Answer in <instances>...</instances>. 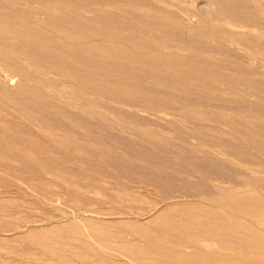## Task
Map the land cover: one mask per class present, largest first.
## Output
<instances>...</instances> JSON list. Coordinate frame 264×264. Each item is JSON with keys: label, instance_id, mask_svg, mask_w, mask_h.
Listing matches in <instances>:
<instances>
[{"label": "rangeland", "instance_id": "1", "mask_svg": "<svg viewBox=\"0 0 264 264\" xmlns=\"http://www.w3.org/2000/svg\"><path fill=\"white\" fill-rule=\"evenodd\" d=\"M94 1L79 7L106 49L81 68L98 64L96 102L73 118L34 104L31 121L0 96V264H264V0H209L210 19L184 0Z\"/></svg>", "mask_w": 264, "mask_h": 264}, {"label": "bare ground", "instance_id": "2", "mask_svg": "<svg viewBox=\"0 0 264 264\" xmlns=\"http://www.w3.org/2000/svg\"><path fill=\"white\" fill-rule=\"evenodd\" d=\"M87 0H85L86 2ZM105 1V0H104ZM142 1V0H141ZM153 1V0H152ZM158 1V0H156ZM171 1V0H170ZM173 1V0H172ZM175 1V0H174ZM173 1V2H174ZM186 2V5H189L190 6V9H194V6H196V9H198L204 16L207 17V19H210L212 17V14H213V9H214V6H215V3L213 1H209V0H184ZM230 1V0H229ZM227 1V2H229ZM236 0H234V3ZM239 0H237L238 2ZM245 1V0H244ZM255 4V2L259 1V0H252ZM79 2V1H78ZM83 2V4H79V5H87L88 2ZM93 2L95 3V1L93 0ZM97 2V1H96ZM116 2V1H115ZM166 1H163V4L165 3ZM172 2V3H173ZM219 2V1H218ZM225 2V1H224ZM231 2V1H230ZM233 2V1H232ZM93 3V4H94ZM98 3V2H97ZM103 3V1H102ZM106 3H108V1L106 0ZM112 2H110L109 4H111ZM140 3V2H139ZM144 3V2H143ZM167 3V2H166ZM99 4V3H98ZM116 4V3H114ZM159 4V3H158ZM176 4V3H175ZM184 4V3H183ZM222 5L224 4L223 1L221 3ZM226 4V3H225ZM229 3H227L226 5H228ZM231 6L233 5L232 3H230ZM258 7L256 8V11H263L264 10V4L263 3H260L258 2ZM77 1L75 0H0V96L2 95L5 99V102L8 103L9 105H12L14 107H19L21 112L23 111V115H25V117L27 116V118H29V120H31L32 118L30 117V115L33 113V110L30 109L31 105H38V104H48L49 107H51L50 109L54 110L55 112H57L58 114H60L61 116L63 117H69L71 116V110H70V114L68 113L69 109L72 108H76L77 106V100L75 101L76 98H86V100H88V103H90L91 105L93 103L96 102V98H92L93 96H91V93L89 95V93H87V89H90V88H94L93 86V82H92V79L89 78L88 76L86 75H94V72L93 69L91 68V66H95V65H98V64H95V65H91L90 67L88 66H85V70H86V67L87 68V73L84 72L83 70V78L81 77L82 73H81V68H83L86 60H91V59H94V55H97L95 54V52H97L96 50L101 51V52H105L106 49L103 47V46H99L98 43L96 42L97 41V38L101 39L96 33H94L91 29H87L84 24V19L86 18H82V13H81V8L79 7ZM89 5V4H88ZM96 5V3L94 4V6ZM100 5V4H99ZM123 5V4H122ZM121 5V6H122ZM132 5V4H131ZM168 6V3L165 4ZM177 6L179 4H176ZM191 5H194L192 8H191ZM218 5V6H217ZM257 6V4H255ZM254 5V6H255ZM84 6V8H85ZM93 6V7H94ZM102 6V5H101ZM100 6V7H101ZM158 6H161V5H158ZM175 6V5H174ZM216 6L220 8V5L219 3L217 4L216 3ZM225 6V5H224ZM223 6V7H224ZM229 6V5H228ZM260 6V8H259ZM87 7V6H86ZM103 7V6H102ZM124 7V6H122ZM133 7V6H132ZM146 7V6H145ZM153 7V6H152ZM155 7H157L155 5ZM172 7V5H171ZM183 7V6H181ZM95 8V7H94ZM98 8V7H97ZM105 9V7H103ZM111 8V7H110ZM136 8V7H135ZM139 8V6H138ZM180 8V7H179ZM189 7H187L186 10H188ZM259 8V10H257ZM114 9V8H113ZM117 9H119L117 7ZM127 9V8H126ZM157 9L159 10V8L157 7ZM182 9V8H181ZM189 9V11H190ZM194 10L197 12V14H199V12L197 10ZM223 9V8H222ZM222 9H218V8H215V10H217L216 12H220L219 10H222ZM227 9V8H226ZM261 9V10H260ZM106 10H107V7H106ZM105 10V12H106ZM116 10V8H115ZM114 10V11H115ZM138 10V9H137ZM163 10V9H162ZM191 12H194L192 11ZM214 10V11H215ZM95 11V10H94ZM96 11H99V9H96ZM118 11H121L118 10ZM125 11V9H124ZM123 11V12H124ZM179 11V10H178ZM181 11V10H180ZM188 11V12H189ZM84 12V11H83ZM91 12V11H90ZM126 12V11H125ZM173 12V11H172ZM176 12V10H175ZM215 12V13H216ZM222 12H225L224 13V16H228L226 13H228V10L226 12V10H223ZM229 12H232V11H229ZM85 13H87L85 11ZM100 13V12H99ZM107 13V12H106ZM143 14V12H141ZM145 13V12H144ZM163 13V12H162ZM161 13V14H162ZM169 13V12H168ZM181 14V12H178ZM218 13V14H220ZM90 14V13H89ZM97 14V13H96ZM95 14V15H96ZM104 15V13H101V15ZM147 14V13H146ZM188 14H192V13H188ZM201 14V16H202ZM233 15V13H231ZM231 14L229 16H231ZM257 15L259 14L258 12L256 13ZM262 14V12L260 13V15ZM99 15V14H98ZM106 15V14H105ZM108 15V14H107ZM122 15H124V13H122ZM144 15V14H143ZM169 15V14H168ZM167 15V16H168ZM200 15V14H199ZM223 16V14H220V16ZM92 16V14L90 15ZM115 16V15H114ZM117 16V15H116ZM147 16V15H145ZM149 16V15H148ZM162 17V15H160ZM183 16V15H182ZM192 17L194 16H197V15H191ZM190 16V18L192 19V17ZM214 16V15H213ZM225 16V17H226ZM93 17V16H92ZM101 17V16H98V18ZM122 17V16H121ZM119 17V18H121ZM143 17V16H142ZM154 17V16H153ZM205 17V19H202V20H207ZM234 18H236L235 20H237V17H235V15L233 16ZM240 17V16H239ZM259 17V15H258ZM262 17V16H260ZM259 17V18H260ZM103 18V17H102ZM101 18V19H102ZM106 18H108L106 16ZM158 18V16H157ZM168 18V17H167ZM189 18V20H190ZM203 18V16H202ZM220 18V17H219ZM218 18V19H219ZM229 18V17H228ZM231 18V17H230ZM234 18L233 20L229 19L230 22L234 21ZM243 18V17H242ZM264 18V17H263ZM262 18V19H263ZM111 18H109L110 20ZM113 19V18H112ZM111 19V21H112ZM160 19V18H158ZM163 19V17H162ZM195 19V17H194ZM193 19V20H194ZM197 19V18H196ZM213 19V18H212ZM216 19V18H215ZM217 19V20H218ZM225 19V18H224ZM227 19V17H226ZM241 19V18H240ZM247 19V18H245ZM258 19V18H257ZM104 20V19H103ZM126 20V19H125ZM191 20V21H193ZM199 20V19H198ZM220 20H222L223 22L227 21V20H223L222 17L220 18ZM239 20V19H238ZM242 20V21H241ZM240 21L241 22H248L250 19L248 18L247 21H243V19H241ZM107 21V20H106ZM116 21V20H115ZM165 21V19H164ZM201 21V20H200ZM199 21V22H200ZM216 21V20H215ZM214 21V22H215ZM239 21V22H240ZM259 22V19L257 20ZM151 23V21H149ZM148 22V23H149ZM166 22L168 23V21L166 20ZM189 22V21H188ZM194 22V21H193ZM196 22V21H195ZM194 22V23H195ZM198 22V23H199ZM206 22V21H204ZM203 22V24H204ZM229 23V21H227ZM261 22V20H260ZM142 23V22H141ZM144 23V22H143ZM156 23V22H155ZM162 23V22H161ZM165 23V22H164ZM202 23V21H201ZM201 23L199 24V26L201 25ZM218 21L216 22V25H217ZM222 23V22H221ZM220 23V24H221ZM227 23V25H229ZM235 22H233L234 24ZM238 24V21L236 22ZM249 23V22H248ZM247 23V24H248ZM117 24V23H116ZM120 24V23H118ZM125 24H127L125 22ZM124 24V25H125ZM129 24V23H128ZM127 24V25H128ZM147 24V23H146ZM152 24V23H151ZM150 24V26H151ZM159 23H157L158 25ZM185 24V23H184ZM187 24V23H186ZM207 24H208V21H207ZM240 24V23H239ZM246 24V23H245ZM246 24V25H247ZM259 24V23H258ZM123 25V23H122ZM144 25V24H143ZM149 25V24H148ZM154 25V23H153ZM166 25V24H165ZM198 25V24H197ZM210 27H212L211 23L209 24ZM219 25V23H218ZM215 26V23H214V26L215 28L218 27ZM223 25V23H222ZM224 25H226L224 23ZM241 25L243 26V24L241 23ZM240 25V26H241ZM245 25V26H246ZM253 25H256L257 26V23L253 24ZM100 26V24H99ZM108 26V25H107ZM188 25H186L185 27H187ZM202 26V25H201ZM230 26V25H229ZM103 27V26H102ZM126 27H129L128 26H124L123 28H126ZM227 29H228V26H226ZM225 27V28H226ZM255 27V26H254ZM258 27V26H257ZM90 28V27H89ZM101 28V26H100ZM108 28H111V27H108ZM122 28V29H123ZM204 28H207V27H204ZM219 28V27H218ZM220 28H222L220 26ZM233 30H234V27H231ZM241 28V27H240ZM106 29V28H105ZM113 29V28H111ZM109 29V31L111 30ZM187 29V28H186ZM185 29V30H186ZM199 29V28H197ZM224 29V26L223 28ZM231 29V30H232ZM96 30V29H95ZM98 30V29H97ZM102 30V28H101ZM99 29V31H101ZM196 30V28H195ZM201 30V29H199ZM230 30V28L228 29ZM107 31V30H106ZM117 31V30H116ZM189 31V30H187ZM186 31V32H187ZM105 32V31H103ZM111 32V31H110ZM109 32V33H110ZM101 34H103L102 32H100ZM107 33V32H105ZM108 34V33H107ZM115 34H118L115 32ZM113 35V36H112ZM112 37H115L117 38L119 35L114 36V34L112 33ZM98 36V37H97ZM103 35H101L102 37ZM122 36V35H120ZM119 36V38H120ZM132 37V35H130ZM187 36V34H186ZM106 37V43H107V37H109V35L105 36ZM188 37V36H187ZM111 38V37H109ZM124 38V37H123ZM135 38V37H133ZM152 38V37H151ZM151 38L148 40L150 41ZM118 39V38H117ZM128 39H130V37H128ZM132 39V38H131ZM155 39V38H153ZM186 39V37H185ZM190 39V37H189ZM188 39V40H189ZM105 40V39H104ZM103 40V41H104ZM120 40V39H119ZM122 40V39H121ZM120 40V41H121ZM133 40V39H132ZM137 40V38H135V41ZM100 41V40H99ZM110 41V40H109ZM115 41H117L115 39ZM114 41V42H115ZM138 41V40H137ZM146 41V40H145ZM155 41V40H153ZM151 42V41H150ZM121 43V42H120ZM140 43V41H139ZM145 44L147 42H144ZM128 44V43H126ZM142 44H143V41H142ZM151 44V43H150ZM129 46V45H128ZM111 47V46H109ZM122 47V45H121ZM141 47V46H140ZM135 48V47H134ZM139 48V47H138ZM147 48V47H146ZM123 49H125V46L123 47ZM137 49V48H135ZM134 49V51H135ZM148 49H150L148 47ZM114 50V49H112ZM115 50H117L115 48ZM127 50V49H126ZM125 50V52H126ZM139 50V49H137ZM151 50V49H150ZM149 50V51H150ZM159 50V49H158ZM119 51V50H118ZM117 51V56H119V52ZM121 51L122 48H121ZM132 51V50H131ZM133 51V52H134ZM141 51V50H140ZM154 51H157V50H154ZM136 52V51H135ZM150 52H153V51H150ZM160 52V51H158ZM164 53V50L161 51ZM166 52V51H165ZM149 53V52H148ZM147 53V54H148ZM100 54V53H99ZM98 54V55H99ZM103 54V53H102ZM114 54V53H113ZM116 54V53H115ZM122 54V53H121ZM126 54V53H125ZM130 54V53H129ZM132 54V52H131ZM138 54V53H137ZM140 54V53H139ZM143 54V52L141 53ZM154 54V53H153ZM153 54L151 53V55L153 56ZM156 54V53H155ZM154 54V55H155ZM169 54V53H168ZM172 54V53H171ZM106 55V53H105ZM123 55V54H122ZM127 55V54H126ZM136 55V53H135ZM134 55V57H135ZM146 55V53H145ZM144 55V56H145ZM164 56V54H162ZM167 55V54H166ZM138 56V55H137ZM142 56L143 59L145 58L146 61H148V58L145 56ZM148 56V55H147ZM150 56V55H149ZM157 56L158 55H155L156 59H157ZM159 56L161 57L160 53H159ZM177 55H175L176 57ZM96 57V56H95ZM100 57V56H98ZM103 57V56H102ZM110 57V55H109ZM141 57V56H139ZM138 58V60H141L142 58ZM154 57V56H153ZM174 57V58H175ZM97 58V57H96ZM107 58V56H106ZM130 58V57H128ZM132 58V57H131ZM168 58V57H166ZM100 59V58H98ZM96 59V60H98ZM110 59V58H109ZM112 59V57H111ZM110 59V60H111ZM120 59L122 60L123 58H121L120 56ZM120 59H117L119 61H121ZM133 59V58H132ZM131 59V60H132ZM161 59V58H160ZM159 59V60H160ZM102 62L99 63V64H102L103 63V60H104V63L106 64L107 62H105V58H102L101 59ZM99 60V61H101ZM113 60V59H112ZM125 60V59H123ZM127 60V63H128V59L126 58ZM150 60V59H149ZM165 60V59H164ZM163 60V62H165ZM172 60V59H171ZM176 60V58H175ZM85 61V62H84ZM97 61V63L99 62ZM108 61V59H107ZM115 62V60H113ZM145 61V62H146ZM154 61V59H153ZM157 61V60H156ZM84 62V63H83ZM93 62V60H92ZM90 61V63H92ZM96 62V61H95ZM125 62V61H124ZM138 62V61H137ZM144 62V61H143ZM144 62V63H145ZM162 62V61H161ZM88 65L89 63L86 62ZM110 63V66H113L111 65V62H108V65ZM116 63V62H115ZM114 63V65H115ZM168 63L171 64V62L168 61ZM94 64V63H93ZM105 64H103L102 68L105 66ZM113 64V63H112ZM117 64V63H116ZM136 64V63H135ZM146 64V63H145ZM166 64H167V61H166ZM133 65V64H132ZM107 66V65H106ZM116 66V65H115ZM118 68L122 65H118ZM166 66V65H165ZM130 67V66H129ZM95 68V67H94ZM113 68V70L115 69L114 67H111ZM124 68V67H123ZM150 68L154 69L153 66ZM149 68V69H150ZM108 69V67H107ZM107 69H104L103 71L107 70ZM122 69V67H121ZM127 69V67L125 68ZM131 69V67H130ZM150 69V70H152ZM95 70V69H94ZM97 70V69H96ZM99 70H100V66H99ZM98 70V71H99ZM129 70V68H128ZM110 71V70H109ZM131 71V70H130ZM128 72V73H131V72ZM100 72V71H99ZM107 72V71H106ZM112 72V71H110ZM113 73H109L110 76L111 75H115V73L117 72L116 70L113 71ZM120 72H123L124 73V70L123 71H120ZM101 73V72H100ZM118 73V72H117ZM98 74V73H97ZM120 74V73H118ZM116 74V75H118ZM127 74V73H126ZM53 75H57V78L58 76H60L61 79L59 80H62L61 82H56L53 80L52 76ZM19 77L20 78V81L19 83H17V87L16 88H13L11 87V85H13V82L15 81V78L16 77ZM105 76V75H104ZM109 76V78H110ZM123 76V75H122ZM126 76V75H124ZM123 76V77H124ZM128 76L130 77V75L128 74ZM126 76V77H128ZM17 77V78H18ZM54 77V76H53ZM103 79V76H101ZM108 77V76H107ZM105 76V78H107ZM18 78V80H19ZM93 78V77H92ZM98 78L100 79L99 75L98 77L96 78L98 80ZM104 78V80H106ZM113 78V77H112ZM125 78V77H124ZM95 79V78H94ZM95 79V80H96ZM119 79V78H118ZM121 79V78H120ZM119 79V80H120ZM123 79V78H122ZM121 79V80H122ZM129 79V78H128ZM107 80H109L107 78ZM116 80V78L114 79ZM120 80V82H121ZM124 80V79H123ZM17 81V80H16ZM132 81V79H131ZM95 82H99V81H95ZM16 83V82H15ZM14 83V84H15ZM103 83V82H102ZM117 82H114L112 84H115ZM96 84V83H95ZM101 84V83H99ZM105 84V82L103 83ZM107 84V83H106ZM98 85V84H97ZM14 86V85H13ZM93 86V87H92ZM103 85H101V89L104 88L102 87ZM106 88L108 86L104 85ZM96 87V86H95ZM98 87V86H97ZM111 87V86H110ZM106 88L104 90H106ZM97 89V88H96ZM99 89V88H98ZM109 91L111 88H109ZM87 90V91H86ZM92 90V89H91ZM113 90V89H112ZM86 91V92H85ZM93 91H96V90H93ZM100 91V90H99ZM114 91V90H113ZM98 93V91H96ZM95 92V93H96ZM131 94H132V91H130ZM96 93V94H97ZM129 93V92H128ZM127 93V94H128ZM100 94V93H99ZM105 94L102 93V95ZM130 94V95H131ZM94 95V92L93 94ZM101 95V96H102ZM1 96V97H2ZM99 96V95H98ZM100 97V96H99ZM103 97V96H102ZM3 100V98H2ZM3 100V101H4ZM83 100V99H81ZM95 100V102H94ZM100 100V99H99ZM98 98H97V101H99ZM84 101V100H83ZM76 102V104H75ZM87 102V101H86ZM82 103V102H81ZM87 103V105H89ZM99 106L100 102H97ZM96 103V104H97ZM80 105H83V104H80ZM85 105V103H84ZM83 105V106H84ZM95 105V104H94ZM93 105V106H94ZM40 105H38L37 107H39ZM79 106V105H78ZM82 106V108H83ZM86 106V105H85ZM84 106V107H85ZM90 106V105H89ZM92 106V107H93ZM81 107V106H80ZM33 108V107H31ZM48 108V106H47ZM36 109V108H35ZM41 109V108H40ZM79 109V108H78ZM93 111L94 113H96V109L93 107ZM30 110H32V113L30 112ZM80 110V109H79ZM84 110V109H82ZM49 111V110H48ZM81 111V110H80ZM89 111L92 113V110L89 108ZM41 112V110H40ZM44 112V111H42ZM73 112V111H72ZM46 113V112H45ZM78 113V111H77ZM82 113V112H81ZM88 110H87V114H88ZM54 114V113H53ZM90 114V113H89ZM74 115H78L76 113H74ZM85 115V114H84ZM94 115V114H93ZM39 118L42 117L40 115H38ZM49 116V115H48ZM54 116H56L54 114ZM53 116V117H54ZM58 116V115H57ZM56 116V117H57ZM60 116V117H61ZM88 116V121L89 120H93V119H90L89 118V115H86ZM15 117V116H14ZM44 117V116H43ZM50 117H51V114H50ZM72 117V116H71ZM76 117V116H75ZM84 117V116H83ZM31 118V119H30ZM47 118V117H46ZM73 118V117H72ZM78 118V117H77ZM76 118V119H77ZM85 118V117H84ZM87 118V117H86ZM85 118V119H86ZM94 118V117H93ZM38 119V118H37ZM53 119L55 118H52L51 120L54 121ZM60 118L58 117V121ZM63 119V118H62ZM61 119V120H62ZM43 120V118H42ZM40 120V121H42ZM47 120V119H46ZM49 120V118H48ZM69 120V119H68ZM75 120V119H74ZM78 120L80 121V119L78 118ZM27 121V119H26ZM32 121V120H31ZM50 121V120H49ZM49 122V123H53V122ZM55 121V122H56ZM63 121V120H62ZM60 121V122H62ZM67 120L65 119V122ZM73 121V120H72ZM77 122V120H75ZM74 121V123H75ZM44 122V121H43ZM41 122V123H43ZM47 123V121H45ZM44 122V123H45ZM64 122V121H63ZM35 123V122H34ZM39 123V122H38ZM40 123V124H41ZM43 123V124H44ZM48 123V124H49ZM78 123V126L79 125V122ZM76 123V124H77ZM91 123V122H89ZM54 124V123H53ZM51 124V125H53ZM56 124V123H55ZM60 124V123H59ZM68 124V123H67ZM81 124V123H80ZM47 125V124H45ZM50 125V126H51ZM71 125V124H70ZM49 126V125H47ZM77 126V125H76ZM77 126V127H78ZM45 127V126H44ZM54 127V126H53ZM51 126V128H53ZM56 127V126H55ZM58 127V126H57ZM48 128V127H46ZM60 128V127H59ZM67 128H69L67 126ZM71 128V126H70ZM79 128V127H78ZM66 129V128H65ZM73 129V128H71ZM85 129V128H83ZM42 130V129H41ZM47 130V129H46ZM50 130V128H49ZM55 130V129H54ZM58 130V129H57ZM62 130V129H61ZM64 130V128H63ZM70 130V129H69ZM82 130V129H81ZM90 130V129H89ZM48 131V130H47ZM74 131V130H72ZM80 131V129H79ZM83 131H87V130H83ZM52 131H49V133H51ZM56 132V131H55ZM63 132V131H62ZM66 132V131H65ZM63 132V133H65ZM77 132V131H76ZM61 133V132H60ZM62 133V134H63ZM71 133V132H69ZM79 133V132H78ZM51 134H54L51 133ZM55 134H59V133H55ZM87 133L85 132V135ZM91 134V131L90 133ZM60 135V134H59ZM64 135V134H63ZM74 136V135H73ZM89 136V135H88ZM91 136V135H90ZM89 136V137H90ZM93 136V135H92ZM65 137V136H64ZM69 137H72V136H69ZM75 137V136H74ZM68 139V138H67ZM72 140V138H70ZM75 139V138H74ZM70 140V142H71ZM74 141V140H73ZM67 142V140H66ZM260 233V232H259ZM258 234V233H257Z\"/></svg>", "mask_w": 264, "mask_h": 264}]
</instances>
